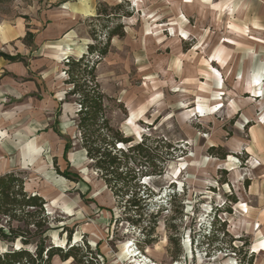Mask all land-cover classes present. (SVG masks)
I'll return each instance as SVG.
<instances>
[{"label": "rangeland", "instance_id": "obj_1", "mask_svg": "<svg viewBox=\"0 0 264 264\" xmlns=\"http://www.w3.org/2000/svg\"><path fill=\"white\" fill-rule=\"evenodd\" d=\"M99 1L108 6L128 2ZM166 1L171 2L161 0L163 4H157L155 0H145L140 12L128 2L122 9V12H132L130 18L122 19L125 36L111 41L107 56L96 68L97 82L109 99L106 110L112 126L135 142L143 135L156 136L177 148V158L167 162L161 177L143 180L157 193L150 211L164 209L158 219L155 243L138 245L142 239L139 231L121 220L111 193L80 149L75 124L78 107L74 98L63 96L57 101L55 88L52 92L38 89V92L0 101L1 136H6L3 140L0 137V148L5 152L0 160L7 163L0 174L20 175L25 186H29V194H43L45 211L50 218L51 243L64 247L63 228H67L72 232L71 244L85 241L92 250L99 244L101 263L238 264L248 248L249 253H254V264H264V183H258L263 179L260 170L264 168V157L259 156L264 149V120L260 119L264 116V98L250 102L248 95L235 89L229 72L221 77L210 66L205 75L206 68L201 66L205 65L203 59L224 46L227 54L260 53L263 67L264 43L253 46L239 40L234 49L218 43L220 39L235 36L232 31H239L229 27L227 22H233L231 18L222 20L220 14L215 15L210 27L192 28V34L189 32L191 21H181V28L186 27L188 34L178 35L173 28L170 31L163 28V23L174 22L172 12L166 9ZM65 2L68 4L64 5ZM83 5L84 11L79 0H0L1 24L21 20L30 30L41 31L49 23L48 18L56 22L61 17L62 7L73 18L70 24L79 40L71 49L57 55L60 63L53 62L51 82L55 85L60 75L64 79V63L86 53L83 48L91 43L88 24L95 12L89 16V7ZM154 15L157 17L152 18ZM247 24L248 21L240 23L245 27ZM169 35L184 41L169 40ZM195 36H206L207 42L198 43ZM45 68L39 65L38 70ZM252 72L250 69L249 73ZM212 79L220 81L222 86L217 93L213 91ZM62 88L70 89L69 86ZM225 93L230 95L229 100L228 96L223 97ZM256 95L263 97L261 90L253 97ZM213 98L219 102L212 106ZM233 99L243 104L244 114L250 110L256 112L255 121L263 125L258 127L244 121L242 113L225 120L223 111ZM199 100L212 107L198 105L192 113L193 104ZM155 120L156 125L148 129ZM66 144L70 148L62 159ZM210 147H221L228 156L220 160L217 158L220 152H207ZM27 148L32 154L28 155ZM56 169L68 173L70 178L58 175ZM173 196L175 213L171 214L169 201ZM215 213L217 224L213 227L210 224ZM4 224L0 218V227ZM170 224L179 234L175 247H170L167 241V236L172 234L165 226ZM211 227L214 236L208 240L204 235L210 234ZM230 247H236L239 254L231 253ZM6 250L7 245L0 241V253ZM177 250L180 254L175 257ZM52 264L72 263L55 258Z\"/></svg>", "mask_w": 264, "mask_h": 264}, {"label": "trees", "instance_id": "obj_2", "mask_svg": "<svg viewBox=\"0 0 264 264\" xmlns=\"http://www.w3.org/2000/svg\"><path fill=\"white\" fill-rule=\"evenodd\" d=\"M128 2L115 6H108L97 0L95 16L88 24V37L91 43L86 53L78 59L70 58L63 65L66 76L64 84L70 89L65 98H74L77 105L76 130L80 149L90 161L92 169L98 174L106 189L111 193L115 208L121 213L122 221L127 222L141 234V241L137 244L150 246L155 243V232L164 209L150 211L155 193L144 183V179L159 178L164 173V166L177 158V148L169 141L156 136L143 135L139 142L131 137H125L121 131L112 126L106 110L109 100L101 91L97 82L96 68L110 49L114 38L125 36L123 18H130L132 12H122ZM32 39L26 34L25 41ZM0 58L9 62H19L17 57H9L0 53ZM233 121H231L232 123ZM153 122L148 129L156 125ZM70 148L65 145L63 158ZM220 152L218 159L224 160L228 154L221 147H210L207 152ZM58 175L70 178L68 173ZM24 179L17 174L7 173L0 176V218L4 219V226L0 227V241L7 245V250L0 253V264H52L53 259L61 262L71 261L72 264H104L100 262L102 255L99 244L95 250L82 241L71 244V231L66 232L64 247L51 243L48 236L50 218L45 211V201L37 194H29L24 188ZM175 196L169 205L171 214L175 213ZM235 204V199L233 200ZM218 213V212H217ZM217 224L216 213L211 224ZM225 222H222L224 226ZM170 236L167 241L170 247L178 245L179 237L174 225L165 226ZM212 234V235H211ZM214 228L204 238L211 239ZM225 234V232H224ZM246 245V244H245ZM244 246V245H243ZM231 253L239 254L236 247H230ZM180 254L177 250L175 257ZM238 264H254V253L249 249Z\"/></svg>", "mask_w": 264, "mask_h": 264}, {"label": "crops", "instance_id": "obj_3", "mask_svg": "<svg viewBox=\"0 0 264 264\" xmlns=\"http://www.w3.org/2000/svg\"><path fill=\"white\" fill-rule=\"evenodd\" d=\"M82 10L84 11V3L89 7L90 12L89 16L95 12V6L97 0H84L81 1ZM116 3L118 0H114ZM132 4V7L140 12L143 2L145 0H126ZM166 1V9L172 12L173 23H163V28L175 29L178 35H181V32L188 34L186 27L181 28L183 25L181 21L187 22V19L191 21L189 24V32L192 34V28L198 29L203 27H210L215 18V15L220 14L219 16L224 19H230L233 21H228L229 27L237 28L239 31H232L235 36H231L229 39H220L218 43L226 44L230 48L234 49L236 45H239V40L247 41L253 46H259L264 43L262 40V32L264 30V0H170ZM157 4L161 3V0H155ZM68 4V2H65ZM61 17L57 19L56 22L53 20L47 19V26L41 31L30 30L21 20H15L14 22H0V53H3L9 57H19L21 61L19 62H9L3 58H0V101H8L11 98L16 97L17 95H25L26 93L38 92V89H41L43 92H52L54 88L56 89L57 101H61L62 97L65 96L67 90L62 87H66L63 83L65 79L61 80V75L58 78V84L55 85L51 82L53 76L52 64L54 61H58V57L66 52L64 50L71 49L70 47L79 40L77 33L73 29L74 26L70 24V21H73L68 14H66V8L61 9ZM247 12L248 16L245 18L240 15H243ZM147 14L145 15V17ZM157 15H154L152 18H156ZM247 19V20H246ZM239 23H234V21ZM206 22V26H203V22ZM247 22V27L241 26L240 23ZM157 23V22H156ZM210 24V25H209ZM242 27V28H240ZM243 29V30H242ZM241 31V33H240ZM30 33L32 39L27 42L25 41L26 34ZM245 34H248L247 37ZM169 40H181L178 36L172 37L169 35ZM192 36V35H191ZM190 35H188V38ZM194 40L198 43H206V36H195ZM55 43V44H52ZM222 50L217 48V52H213L208 55L204 60L205 65L202 68H206L205 75L209 73V67H213L218 70L221 74H226L229 72V78L232 80L235 89L240 92H244L248 95L250 102H256L264 98V66L261 65V54L254 52L239 54V53H229L227 54L224 46ZM87 47L83 48L86 49ZM69 51V50H68ZM82 54H85L84 52ZM58 55V57H57ZM76 58V57H74ZM209 58L212 60L210 62ZM66 59V58H65ZM64 59V60H65ZM246 61L243 64L240 60ZM45 66L47 68L38 70V67ZM246 66V67H245ZM245 68L248 70L245 73ZM250 69H253L252 74L249 73ZM61 74V73H60ZM30 80V81H28ZM240 80V81H239ZM214 88V93H217L220 89V81L216 82L212 79ZM224 81L222 78V85ZM261 85V86H259ZM222 87V86H221ZM263 94L262 98H259L257 95L254 96V93L257 94L260 90ZM222 91V90H221ZM228 100L231 98L230 95L225 93ZM210 100V104L213 106L215 103L219 102L218 100ZM224 101V100H223ZM222 101V102H223ZM245 104V103H244ZM201 107H212L211 105H205L199 100V102L193 104L191 112L194 113L197 106ZM225 105H223L224 108ZM256 105H254L255 108ZM243 104L239 103L237 100L233 99L230 104L226 106V109L223 111L225 120H230L239 113L243 114L244 121L253 124H261L260 121L256 122L255 115L256 112L250 110L247 114H244L242 110ZM61 105L57 107V114L59 113ZM222 110V109H221ZM221 112V111H220ZM216 114V113H214ZM249 118H252L254 121H248ZM260 119L264 120V116H261ZM256 126H250L249 128H254ZM2 128L0 127V137L5 138L4 135L1 136ZM3 134V133H2ZM3 140V139H2ZM2 145V144H1ZM30 146V145H29ZM28 146V147H29ZM64 148L62 150V159L64 155ZM28 155L32 154L27 148ZM263 152V153H262ZM2 148H0V157L4 155ZM34 153V152H33ZM67 155V153H66ZM259 156L264 157V149L259 153ZM264 160V158H263ZM7 163L4 160H0V171L5 168ZM262 173V178L259 179L258 183H264V168L260 170ZM7 174L2 173L0 176ZM25 191L28 192L26 186L24 185ZM40 197H43L42 193H37Z\"/></svg>", "mask_w": 264, "mask_h": 264}, {"label": "built area", "instance_id": "obj_4", "mask_svg": "<svg viewBox=\"0 0 264 264\" xmlns=\"http://www.w3.org/2000/svg\"><path fill=\"white\" fill-rule=\"evenodd\" d=\"M62 75L64 76L63 78H64V79H66V76L64 75V73H62ZM135 255H138V253H137V254H135Z\"/></svg>", "mask_w": 264, "mask_h": 264}, {"label": "water", "instance_id": "obj_5", "mask_svg": "<svg viewBox=\"0 0 264 264\" xmlns=\"http://www.w3.org/2000/svg\"><path fill=\"white\" fill-rule=\"evenodd\" d=\"M82 55H84V54H82ZM82 55H81V56H82ZM81 56H80V57H81ZM80 57H78V58H80ZM78 58H77V59H78ZM38 196H39V195H38ZM41 198H42V197H41ZM45 209L47 210V208H46V207H45ZM3 252H5V251H3Z\"/></svg>", "mask_w": 264, "mask_h": 264}, {"label": "bare ground", "instance_id": "obj_6", "mask_svg": "<svg viewBox=\"0 0 264 264\" xmlns=\"http://www.w3.org/2000/svg\"><path fill=\"white\" fill-rule=\"evenodd\" d=\"M26 188L28 189V188H29V186H28V185H26ZM137 264H138V262H137Z\"/></svg>", "mask_w": 264, "mask_h": 264}]
</instances>
